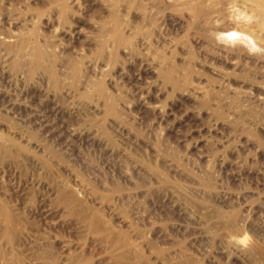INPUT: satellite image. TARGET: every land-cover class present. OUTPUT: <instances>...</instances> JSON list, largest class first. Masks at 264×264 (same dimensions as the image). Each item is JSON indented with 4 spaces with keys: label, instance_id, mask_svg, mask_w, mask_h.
<instances>
[{
    "label": "rangeland",
    "instance_id": "obj_1",
    "mask_svg": "<svg viewBox=\"0 0 264 264\" xmlns=\"http://www.w3.org/2000/svg\"><path fill=\"white\" fill-rule=\"evenodd\" d=\"M211 3L0 0V264H264V53L215 35L264 26Z\"/></svg>",
    "mask_w": 264,
    "mask_h": 264
},
{
    "label": "bare ground",
    "instance_id": "obj_2",
    "mask_svg": "<svg viewBox=\"0 0 264 264\" xmlns=\"http://www.w3.org/2000/svg\"><path fill=\"white\" fill-rule=\"evenodd\" d=\"M211 1H213V0H201V3L202 4H206L207 6H209V5L212 6ZM243 1L248 6V8H250L248 10H251L253 13H255L257 16L260 17V19H259L260 21L258 23L259 26L260 25L264 26V0H243ZM220 4H221V8L223 10H226L231 5L235 6V0H220ZM226 14L227 13L223 12V13H221L218 16L217 15H212V17H210V18H214V17H224L225 18ZM218 20H219V18H218ZM215 21H217V20L214 19V22ZM229 32H238V33H240L241 35H243L245 37H250L251 41L253 43H255L258 47L264 48V33L263 32H258V31L257 32L254 31L253 32L252 31V27L250 25H248L247 23L243 22L242 20H239V22L237 21L236 24L229 23L227 25L218 27L216 29V31H215V35L217 36L220 33H229ZM5 140H7V139L4 138L2 135H0V142H3ZM0 207H1V205H0ZM9 220L12 221L11 218H9ZM6 232H7L6 235L9 236L10 239H12L10 231L7 230Z\"/></svg>",
    "mask_w": 264,
    "mask_h": 264
},
{
    "label": "clouds",
    "instance_id": "obj_3",
    "mask_svg": "<svg viewBox=\"0 0 264 264\" xmlns=\"http://www.w3.org/2000/svg\"><path fill=\"white\" fill-rule=\"evenodd\" d=\"M216 39L226 46H235L236 44H243L248 47L250 54L264 53V48L258 47L251 41L250 37H245L238 32L220 33Z\"/></svg>",
    "mask_w": 264,
    "mask_h": 264
}]
</instances>
